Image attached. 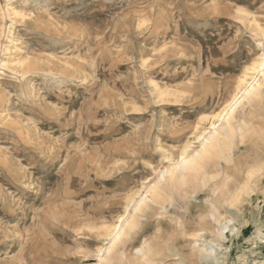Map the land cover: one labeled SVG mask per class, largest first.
I'll use <instances>...</instances> for the list:
<instances>
[{
    "label": "rangeland",
    "instance_id": "obj_1",
    "mask_svg": "<svg viewBox=\"0 0 264 264\" xmlns=\"http://www.w3.org/2000/svg\"><path fill=\"white\" fill-rule=\"evenodd\" d=\"M259 25L264 0H0V264H98L127 198L219 123ZM235 117L113 264H206L203 240L212 264H264V94Z\"/></svg>",
    "mask_w": 264,
    "mask_h": 264
},
{
    "label": "bare ground",
    "instance_id": "obj_2",
    "mask_svg": "<svg viewBox=\"0 0 264 264\" xmlns=\"http://www.w3.org/2000/svg\"><path fill=\"white\" fill-rule=\"evenodd\" d=\"M258 33L264 39V26H258ZM258 42H260L259 46H263L261 40ZM248 72H256L258 74V76L253 78V82L248 83ZM260 78L262 82L258 81ZM263 84L264 52L257 56L254 63L239 80V92L234 95L229 104L220 113L214 116V119H218L219 123L212 124L208 131L198 135L195 142H188L183 147L180 158L177 161L169 159V164L161 168L155 179L147 184L143 194L138 195V192H135L127 198V202L125 201L127 203L125 213L121 215L115 226L106 229L108 241L104 248L98 250V264H113L115 253L118 251L119 246L126 245L142 231L144 226L143 219L148 220L150 217L148 212L155 210L154 207L156 206H160L162 209L165 208V204L173 196L170 195V192L175 187L174 185L185 187L190 186L189 183H191L192 186L193 182L200 183V180L202 181L207 177L210 162L221 158L225 152L230 151L235 145L238 135L243 132L242 125L245 121L236 120L237 110L245 101L250 103L260 100L264 94ZM239 196L237 194L236 199ZM202 238V235L199 234L194 241H201ZM144 243V247L137 251V259L141 261H147L154 252L151 243L147 240ZM210 244L211 242L202 241L201 245H203V248L200 250V258H198L201 263L212 264L209 260L214 255V249Z\"/></svg>",
    "mask_w": 264,
    "mask_h": 264
},
{
    "label": "snow or ice",
    "instance_id": "obj_3",
    "mask_svg": "<svg viewBox=\"0 0 264 264\" xmlns=\"http://www.w3.org/2000/svg\"><path fill=\"white\" fill-rule=\"evenodd\" d=\"M201 119H203V117H201Z\"/></svg>",
    "mask_w": 264,
    "mask_h": 264
}]
</instances>
